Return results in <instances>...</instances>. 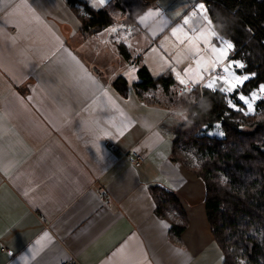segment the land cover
I'll return each instance as SVG.
<instances>
[{
    "label": "crops",
    "instance_id": "1",
    "mask_svg": "<svg viewBox=\"0 0 264 264\" xmlns=\"http://www.w3.org/2000/svg\"><path fill=\"white\" fill-rule=\"evenodd\" d=\"M141 1L149 8L123 22L120 38L107 28L83 39L64 0H0V264H222L204 183L185 150L173 160L176 98L159 86L142 96L134 88L137 62L175 84L174 70L188 69L193 54L181 59L172 29L188 31L194 19L183 21L199 0L167 11L163 0ZM150 10L162 16L141 21ZM119 78L125 96L114 89ZM130 150L145 157L140 169ZM153 186L178 199L180 236L171 232L178 213L156 216Z\"/></svg>",
    "mask_w": 264,
    "mask_h": 264
},
{
    "label": "trees",
    "instance_id": "2",
    "mask_svg": "<svg viewBox=\"0 0 264 264\" xmlns=\"http://www.w3.org/2000/svg\"><path fill=\"white\" fill-rule=\"evenodd\" d=\"M215 32L234 44V54L245 64L242 73H254L242 91L245 94L264 83V0H203ZM80 23L83 39L90 38L113 24L107 9L94 10L81 0H66ZM76 5H79L77 7ZM113 10L124 14L132 25L149 4L141 0H113ZM121 55L128 59L120 47ZM137 62L138 96L158 86L169 95L175 86L171 73L153 78ZM114 89L127 93V82L119 78ZM174 107L187 109V120L175 129L173 160L183 161L179 150L193 152L198 166L192 169L205 186V214L213 241L222 255V264H264V101L256 104L255 114L244 116L227 107L224 93L197 88L190 95L173 91ZM234 102L235 93L232 94ZM221 125V138L207 132ZM151 194L158 218L169 219L178 213L181 224L171 232L180 236L185 219L173 192L153 186Z\"/></svg>",
    "mask_w": 264,
    "mask_h": 264
},
{
    "label": "snow or ice",
    "instance_id": "3",
    "mask_svg": "<svg viewBox=\"0 0 264 264\" xmlns=\"http://www.w3.org/2000/svg\"><path fill=\"white\" fill-rule=\"evenodd\" d=\"M96 2H98L100 6H104L106 0H94V6ZM197 10L200 14H204L206 23L211 25L212 21L206 15L207 9L205 4H198ZM197 10H194L191 16L185 13V16H188V18L184 19V25L190 24L192 16L197 15ZM152 15L162 16L160 12L150 10L145 16L141 17V21L147 16ZM166 23L165 20L161 19L162 25ZM112 31H115V29ZM192 33V35H189V33L185 32L181 27H174L172 29L173 37H176L181 43L187 40L190 48L195 49L194 62L196 68L194 70L191 68L184 70V76L188 77L187 80L182 77L179 72H176L175 75L179 84L185 86V88H187L189 83L197 87L203 84V86L211 92L219 91L226 94L228 97L226 103L230 110L240 112L244 116L254 115L256 102L264 101V83H260L247 94L238 91L239 89H243L249 80L254 79L255 74L237 71L244 69L245 64L242 61L229 58L230 52L234 51V44L230 40L218 37L210 28L206 31L192 29ZM197 42H202L203 47L211 54V59H206L204 55H202L200 43ZM128 46L130 47V45ZM153 51L156 50L153 49ZM73 59L75 58L73 57ZM135 71L136 69L132 67L131 71L128 73L130 78ZM213 73H215V75H212ZM205 74L209 76L206 82ZM218 85H220V87H218ZM194 90L195 89H189V91ZM233 93H235V100L238 102H234L232 98ZM215 127L219 129L221 125L217 124ZM218 134L220 136L224 135L222 131ZM163 227L167 228L168 226L163 225ZM241 264H243V261H241Z\"/></svg>",
    "mask_w": 264,
    "mask_h": 264
},
{
    "label": "rangeland",
    "instance_id": "4",
    "mask_svg": "<svg viewBox=\"0 0 264 264\" xmlns=\"http://www.w3.org/2000/svg\"><path fill=\"white\" fill-rule=\"evenodd\" d=\"M81 1H83V2H85L88 6H90V7H92L94 10H101V9H107L108 11H109V13L111 14V16H112V18H113V24H112V26H110L109 28H108V30H107V32L106 33H111L112 35H118V37L120 38V36L119 35H123V33H122V29L124 28V24H123V22H125V19H124V14H120L119 12H116V11H114L113 10V0H106V3H105V5L104 6H100L99 4H98V2H96L95 3V6H94V0H81ZM176 0H163V4H162V6H164L165 7V9H166V11H167V9H168V7H169V5L170 4H173L174 2H175ZM200 3H203L204 4V2H203V0H199L198 1V4H200ZM64 5H65V7H66V15L68 16V17H70L71 19H70V21L71 22H73V23H75V26L76 27H79L80 26V23H79V20H77L78 18H77V16L75 15V13H74V11H73V8L72 7H70V6H67L66 5V2H65V0H64ZM77 7H79L80 9H81V7L79 6V5H76ZM194 10H197V7H195L194 9H192L191 11H190V14H189V16H191V14H192V12L194 11ZM206 15H207V12H206ZM193 17V19H194V24H191V26H189L188 27V29H186V30H188V31H186V32H188L189 33V35H192L193 33H192V29H195V30H197V31H206V30H208L209 28H210V25L209 24H207L206 23V21H205V16H204V14H200L199 12H198V10H197V15H195V16H192ZM208 17V16H207ZM77 18V19H76ZM113 29H115V31H112ZM211 30H213V28L211 27ZM213 31H215V30H213ZM216 34H217V36L218 37H222L220 34H218L217 32H215ZM125 35V34H124ZM123 38V37H122ZM225 39V38H224ZM175 43H176V41H174ZM197 43H200V47H201V53H202V55H204V57L206 58V59H211V54L203 47V44H202V42H197ZM179 45L177 46V47H175V49H177V50H175V51H177V53L179 54V55H182V57H181V59L183 60V61H185L186 60V55L187 54H193V61H189L188 62V68H191V69H195L196 68V64H195V62H194V54H195V49H193V48H190V46H189V42L187 41V40H185V42H183V43H181L180 41H179V43H178ZM183 45V48L182 49H179V47H181ZM184 53V54H183ZM235 52L234 51H232V52H230V54H229V58L231 57V55L232 54H234ZM151 55H154V54H151ZM230 59H234V60H238V61H241V60H239L237 57H233V58H230ZM179 69H181V68H179ZM174 70V72H173V75L175 76V78H176V75H175V73L176 72H179L180 74H181V76L182 77H184L186 80L188 79V77L187 76H184V70ZM237 71H241V70H237ZM153 75L154 76H159L160 75V73H157L156 71H154V73H153ZM205 77H206V80H205V82L207 81V79L209 78V76H208V74H205ZM176 87L174 86L172 89H171V93L174 91V90H181V89H184V90H186V88H185V86H183V85H180L179 84V82H178V80H177V78H176ZM200 86H203V84L202 85H200ZM191 87H195V85H192ZM218 87H220V85H218ZM192 92H190L189 90H187L186 92H185V94L184 95H190ZM225 97H226V99L228 98L227 96H226V94H225ZM258 102H260V101H257L256 102V104L258 103ZM256 104H255V107H256ZM174 107V106H173ZM175 108V107H174ZM175 117L177 118V120L179 121V124H182V123H180L181 121H183L184 120V122L186 121V117H188V115L186 114H181V113H179V114H176L175 115ZM183 122V123H184ZM178 124V125H179ZM222 130L219 128V129H217L216 127H214L213 128V130H211V131H209V132H207V135L208 136H210V137H217V138H221L222 136H220L218 133L219 132H221ZM185 150V149H184ZM187 154H186V153ZM185 152H184V154H185V157H186V162H187V165H189V166H192L193 168L194 167H197L198 165V159L195 157V154L193 153V152H190V151H187V150H185ZM183 156V155H182ZM181 156V157H182Z\"/></svg>",
    "mask_w": 264,
    "mask_h": 264
},
{
    "label": "built area",
    "instance_id": "5",
    "mask_svg": "<svg viewBox=\"0 0 264 264\" xmlns=\"http://www.w3.org/2000/svg\"><path fill=\"white\" fill-rule=\"evenodd\" d=\"M127 31H131L130 27H126ZM233 56H231L232 58ZM212 75H215V73H213ZM106 147L107 149L111 152V153H116L118 152V148L114 143H110V142H106ZM128 160L130 161L131 165L135 168V169H140L142 167V165L144 164L145 161V157L143 155H141L140 153H138L137 151H129L126 154ZM9 255L12 254V252H8Z\"/></svg>",
    "mask_w": 264,
    "mask_h": 264
}]
</instances>
